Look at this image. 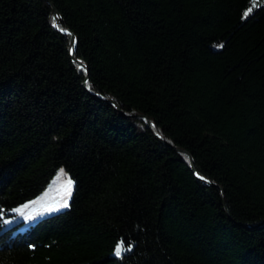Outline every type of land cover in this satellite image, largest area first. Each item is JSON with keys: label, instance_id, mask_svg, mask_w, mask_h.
Here are the masks:
<instances>
[{"label": "trees", "instance_id": "16d2710c", "mask_svg": "<svg viewBox=\"0 0 264 264\" xmlns=\"http://www.w3.org/2000/svg\"><path fill=\"white\" fill-rule=\"evenodd\" d=\"M0 213V264H264V0H0Z\"/></svg>", "mask_w": 264, "mask_h": 264}, {"label": "rangeland", "instance_id": "374dc122", "mask_svg": "<svg viewBox=\"0 0 264 264\" xmlns=\"http://www.w3.org/2000/svg\"><path fill=\"white\" fill-rule=\"evenodd\" d=\"M250 12H248V15ZM61 169L63 168H60L58 170L57 174L53 178V181L48 185V187L41 194H39L34 199L25 203V204H29V208L25 209V216L31 213V215L33 216V219L26 220L24 219L23 216H19L18 214L11 212V214L14 216L6 217L4 220H12V223L5 224L4 229L15 228L16 232H24L31 225L36 224L42 219H45L46 217H50L52 215H56L70 208L73 193L75 190V183L73 182L72 185L70 186L71 195L69 197L67 194V189L69 186L66 185L65 181L71 178L65 172L64 169H63V174H61L60 173ZM61 197L68 200L67 208H59L58 211H53L50 213L45 211V209L48 207H59V205L63 203V200L61 199ZM32 202H35V203H32Z\"/></svg>", "mask_w": 264, "mask_h": 264}, {"label": "snow or ice", "instance_id": "6c2138e0", "mask_svg": "<svg viewBox=\"0 0 264 264\" xmlns=\"http://www.w3.org/2000/svg\"><path fill=\"white\" fill-rule=\"evenodd\" d=\"M251 11V9H249V12ZM245 16L248 15V13H244ZM63 31V29H61ZM220 47H223V45H220ZM60 173L63 174V169L60 170ZM201 179H203V177H201ZM66 185H68V189H67V194L70 197L71 195V189L70 186L72 185L73 181L71 179H67L65 181ZM61 199L63 200V203L59 205V207H48L45 209L46 212H53V211H58L59 208H67L68 207V200L64 199L63 197H61ZM35 203V202H32ZM29 208V204H24L21 207H17L12 209L11 211L18 214L19 216H23L24 219L26 220H32L33 216L31 215V213H29L27 216H25V209ZM4 215V213H0V218H2V216ZM4 224H11L12 220H3L2 221ZM132 250V245L129 244L127 247L124 246V244L121 242L120 244L117 245V247L114 250V254L117 257H121L122 254L124 252H128Z\"/></svg>", "mask_w": 264, "mask_h": 264}, {"label": "water", "instance_id": "95a60500", "mask_svg": "<svg viewBox=\"0 0 264 264\" xmlns=\"http://www.w3.org/2000/svg\"><path fill=\"white\" fill-rule=\"evenodd\" d=\"M55 12H56V20H57V23H58V24L63 23V20H62V18H61V15L57 12V10H55ZM68 33H69V32H68ZM75 44H76V38H75V36H73V40H72V44H71V55H72L73 59H74L76 62H79V61H77L76 58H75ZM79 63H80V62H79ZM80 64H81L83 67L86 68V66H85L84 64H82V63H80ZM197 177H198L201 181H205V179H201V176L197 175Z\"/></svg>", "mask_w": 264, "mask_h": 264}]
</instances>
